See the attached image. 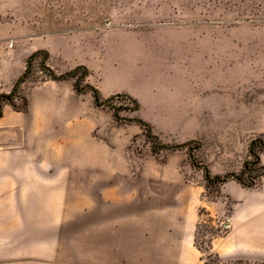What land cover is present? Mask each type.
Here are the masks:
<instances>
[{
    "label": "rangeland",
    "instance_id": "374dc122",
    "mask_svg": "<svg viewBox=\"0 0 264 264\" xmlns=\"http://www.w3.org/2000/svg\"><path fill=\"white\" fill-rule=\"evenodd\" d=\"M46 44L77 46L82 68L69 77L75 67L38 50L48 57L34 59L14 90L32 51ZM130 47L164 63L171 97L156 109L124 90L101 94L105 142L122 147L109 158H122L130 174L94 173L86 160H69L59 133L43 125L61 114L48 69L86 103L87 86L103 85L106 59L122 71ZM231 181L254 195L263 232L264 0H0V264H258L213 250L233 230L235 212L246 210L247 199L227 194ZM53 195L71 202H44ZM222 221L226 234L200 238Z\"/></svg>",
    "mask_w": 264,
    "mask_h": 264
},
{
    "label": "crops",
    "instance_id": "0c3cea01",
    "mask_svg": "<svg viewBox=\"0 0 264 264\" xmlns=\"http://www.w3.org/2000/svg\"><path fill=\"white\" fill-rule=\"evenodd\" d=\"M191 50L193 48H181V50ZM38 50H45L49 53V59L51 63L59 61L63 66L67 67H79L83 66L85 57L79 52L77 46L58 47L46 44L43 47L36 48L32 53ZM147 50L146 47H130L126 56V63L122 71H115L114 60L111 56L106 59L104 63L103 72V85L99 86L100 94L103 97H108L117 94L121 90L127 92V94L133 98L137 103H149L152 108L158 109L160 104L158 99H169L171 97V76H167L163 72L164 68L162 64L156 66V60L147 57H142L141 54ZM151 51H157L158 48L149 49ZM163 48L161 49V51ZM151 60V61H150ZM142 62V66H140ZM189 64V61H187ZM153 64V66L150 65ZM187 64V63H184ZM97 65V64H95ZM158 65V64H157ZM130 77L133 82V88L117 87L119 79ZM62 81H50L54 84L55 94L53 97V108H57L56 113L61 112L60 115H53L43 118V125L46 130H50L53 133H59L58 139H61V145L65 144L67 151L65 155L69 157V160H74L77 166L83 167L84 161H87L86 166L91 169L92 172L103 171L108 174H130L129 169L122 164L113 163L109 155L111 151L116 153H122V147L117 149L109 148L107 142H105V126L106 122L96 116V102L93 98H87L86 103L83 102L78 95L72 83H61ZM48 82H45L43 86H46ZM158 84V90L153 88ZM50 89L54 88L49 85ZM53 88V89H52ZM102 97V95H101ZM157 100V102H156ZM158 113V112H157ZM140 119V118H139ZM142 120V119H140ZM143 121V120H142ZM50 124V126H48ZM86 126V133L83 129ZM96 130L98 133L97 138L100 141L93 140L90 136L91 132ZM102 141V142H101ZM86 142V145H85ZM101 143H103L101 145ZM120 144H122L120 142ZM91 145V150L87 147ZM94 148L103 152V157H99V152H94ZM227 194L235 199H247L246 210H238L232 216L231 221L233 230L223 240L217 242L214 246L215 253L222 259H248L258 264H264V231L257 229L258 215L253 211L252 200L254 195L251 192L237 182H229L227 185ZM50 201L57 203L62 200V196L53 195ZM63 202H71L68 199V195L65 196ZM83 198V195H81ZM75 204L77 207L80 203H83V199L76 196ZM221 204H212V210L219 214L222 211ZM52 212L56 217L59 212L52 209Z\"/></svg>",
    "mask_w": 264,
    "mask_h": 264
},
{
    "label": "trees",
    "instance_id": "16d2710c",
    "mask_svg": "<svg viewBox=\"0 0 264 264\" xmlns=\"http://www.w3.org/2000/svg\"><path fill=\"white\" fill-rule=\"evenodd\" d=\"M40 55H43L44 57H48V53L46 52H43V51H37L35 53H33L30 58L27 60V68H26V72L24 73V75L18 80L17 84L15 85L14 87V90L17 88V85L19 82H22L24 80V78L30 73V69H31V63L33 62L34 59H36L38 56ZM82 67L79 66L77 68H75L73 71H70L69 74L67 76L69 77H75L78 70H80ZM48 72H49V77L50 79L54 80V81H59V80H62L65 78V76L63 75H56L54 74V72H52V70L48 69ZM87 90L91 91L92 92V95H93V98L96 102L97 105H100L101 101H102V97H101V94L99 92V90L91 87V86H87ZM120 95H117V97H119ZM113 99V98H111ZM135 122L139 123L141 126L149 129L150 127L147 125V123H145L144 121L140 120V119H137V120H134ZM255 142L252 143L251 145V152L253 151V146H254ZM258 158V157H256ZM246 175V171L244 170L240 177H239V180L241 182H243V178L244 176ZM256 179V176H250L248 178V180L250 181V183L252 184L253 181ZM216 180H219L220 182H225L226 181V178H221V177H216ZM243 185H246L244 182H243Z\"/></svg>",
    "mask_w": 264,
    "mask_h": 264
},
{
    "label": "built area",
    "instance_id": "2783aa9c",
    "mask_svg": "<svg viewBox=\"0 0 264 264\" xmlns=\"http://www.w3.org/2000/svg\"><path fill=\"white\" fill-rule=\"evenodd\" d=\"M228 228H229V225L226 223V222H224V221H222V222H219V224L218 225H216V227H215V234H205V235H203V236H201L200 238H208L209 240H213L214 238H216V237H222L224 234H226V232H227V230H228Z\"/></svg>",
    "mask_w": 264,
    "mask_h": 264
}]
</instances>
